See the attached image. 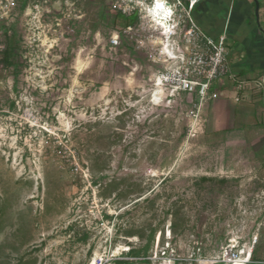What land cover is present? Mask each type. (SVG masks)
<instances>
[{
	"label": "rangeland",
	"instance_id": "obj_1",
	"mask_svg": "<svg viewBox=\"0 0 264 264\" xmlns=\"http://www.w3.org/2000/svg\"><path fill=\"white\" fill-rule=\"evenodd\" d=\"M116 1L0 0V264H264L262 151L210 125L231 82L154 100L204 41L181 8L171 60Z\"/></svg>",
	"mask_w": 264,
	"mask_h": 264
},
{
	"label": "crops",
	"instance_id": "obj_2",
	"mask_svg": "<svg viewBox=\"0 0 264 264\" xmlns=\"http://www.w3.org/2000/svg\"><path fill=\"white\" fill-rule=\"evenodd\" d=\"M193 17L205 36L223 39L227 62L240 77L264 76V0H198ZM212 97V128H237L255 154L262 151L264 162V87L238 91L231 85ZM213 107L218 112L214 119Z\"/></svg>",
	"mask_w": 264,
	"mask_h": 264
},
{
	"label": "built area",
	"instance_id": "obj_3",
	"mask_svg": "<svg viewBox=\"0 0 264 264\" xmlns=\"http://www.w3.org/2000/svg\"><path fill=\"white\" fill-rule=\"evenodd\" d=\"M171 4L173 8V15L176 13L177 16V23H182L184 21L183 18V11L186 13L185 16L187 17V20L189 21L188 25L189 28L187 30V33L192 35V39L195 40L200 37L202 41H204L203 45V52L204 54H198L197 46L194 43V46L192 48V57L189 56L187 58V61L183 65L182 71L178 70H171L166 73H162L159 77L161 78L162 82L167 83L169 85H179L181 89H192L194 86L199 85L203 86L200 82L193 79L194 76H201L207 72V69H211L208 71V77L209 79L216 74H220L228 78V80L231 82L232 86L236 88V90L241 91L244 88H259L262 89L264 87V76L258 77V78H252V79H246L240 77L236 72H234L230 65L227 62L226 59V50L224 46L223 39H219L218 41H215L207 36L204 35V33L197 27L195 22L193 21L192 17H190L189 12L192 10L193 5L198 0H187L189 6L183 4L180 0H164ZM152 0H149V3H151ZM117 4L114 6L121 11L122 13H131L135 7L133 4H130L132 2L128 0H117ZM182 8V9H181ZM194 31V35L191 33ZM118 34H114L112 37V43H117ZM212 53H214V57L212 56ZM209 55L208 58L206 55ZM192 66V72L190 71V68ZM192 74V79H191ZM207 88V85L204 84L203 90ZM203 92V91H202ZM201 92V94H203ZM236 101L239 100L238 97L235 98ZM194 117H197V114H193ZM195 121L192 124V126H195ZM233 248H226L223 253V257L229 258V260L236 259L237 253L232 250Z\"/></svg>",
	"mask_w": 264,
	"mask_h": 264
},
{
	"label": "bare ground",
	"instance_id": "obj_4",
	"mask_svg": "<svg viewBox=\"0 0 264 264\" xmlns=\"http://www.w3.org/2000/svg\"><path fill=\"white\" fill-rule=\"evenodd\" d=\"M146 17L153 23L156 30L165 38L160 41L162 44V52L171 60L176 59L177 55L170 48L169 39L175 33V24L173 22V10L169 2L164 0H152V2L145 9ZM163 82L160 77L156 79L157 90L154 93V100L158 92H160V85ZM203 93V92H202ZM243 256L232 260L231 264H245L249 260V251H243Z\"/></svg>",
	"mask_w": 264,
	"mask_h": 264
},
{
	"label": "trees",
	"instance_id": "obj_5",
	"mask_svg": "<svg viewBox=\"0 0 264 264\" xmlns=\"http://www.w3.org/2000/svg\"><path fill=\"white\" fill-rule=\"evenodd\" d=\"M186 3H187V2H186ZM195 7H196V3H195V5H193L192 10H191L193 20H194L193 14H194V9H195ZM128 21H129V20H128ZM251 257H252V260L255 259L254 256H251Z\"/></svg>",
	"mask_w": 264,
	"mask_h": 264
},
{
	"label": "water",
	"instance_id": "obj_6",
	"mask_svg": "<svg viewBox=\"0 0 264 264\" xmlns=\"http://www.w3.org/2000/svg\"><path fill=\"white\" fill-rule=\"evenodd\" d=\"M255 14H256V16L258 15V8H256V10H255Z\"/></svg>",
	"mask_w": 264,
	"mask_h": 264
},
{
	"label": "flooded vegetation",
	"instance_id": "obj_7",
	"mask_svg": "<svg viewBox=\"0 0 264 264\" xmlns=\"http://www.w3.org/2000/svg\"><path fill=\"white\" fill-rule=\"evenodd\" d=\"M188 4V2L186 3V5Z\"/></svg>",
	"mask_w": 264,
	"mask_h": 264
},
{
	"label": "clouds",
	"instance_id": "obj_8",
	"mask_svg": "<svg viewBox=\"0 0 264 264\" xmlns=\"http://www.w3.org/2000/svg\"><path fill=\"white\" fill-rule=\"evenodd\" d=\"M172 10H173V8H172Z\"/></svg>",
	"mask_w": 264,
	"mask_h": 264
}]
</instances>
